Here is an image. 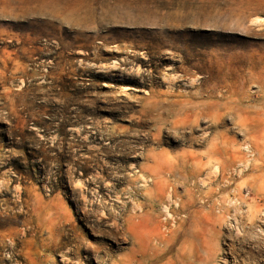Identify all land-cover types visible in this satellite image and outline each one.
<instances>
[{
  "label": "rangeland",
  "instance_id": "374dc122",
  "mask_svg": "<svg viewBox=\"0 0 264 264\" xmlns=\"http://www.w3.org/2000/svg\"><path fill=\"white\" fill-rule=\"evenodd\" d=\"M261 19L0 0V264H264Z\"/></svg>",
  "mask_w": 264,
  "mask_h": 264
},
{
  "label": "built area",
  "instance_id": "2783aa9c",
  "mask_svg": "<svg viewBox=\"0 0 264 264\" xmlns=\"http://www.w3.org/2000/svg\"><path fill=\"white\" fill-rule=\"evenodd\" d=\"M246 148L249 149V146L246 145ZM172 199H174V198H172ZM167 203H168V205L170 206L169 211H170V213L172 214V216H167V217H165V218H166L167 220H168V219L173 220V218H174V210H175L176 208H178L179 204H178L177 206H175L173 202H167ZM174 207H175V208H174ZM163 212H164V216H166V215H167L166 212H165V211H163Z\"/></svg>",
  "mask_w": 264,
  "mask_h": 264
},
{
  "label": "bare ground",
  "instance_id": "6f19581e",
  "mask_svg": "<svg viewBox=\"0 0 264 264\" xmlns=\"http://www.w3.org/2000/svg\"><path fill=\"white\" fill-rule=\"evenodd\" d=\"M264 21V19H261ZM209 177V176H208ZM210 178V177H209ZM172 202V201H171ZM178 205V204H177ZM167 206V205H166ZM168 208V207H167ZM264 212V211H263ZM264 219V218H263ZM241 235V234H240ZM232 249V248H231ZM235 249V248H234ZM230 251V250H229ZM234 258V257H233ZM242 262V261H241ZM237 263V262H236ZM240 263V262H239ZM241 264V263H240Z\"/></svg>",
  "mask_w": 264,
  "mask_h": 264
}]
</instances>
